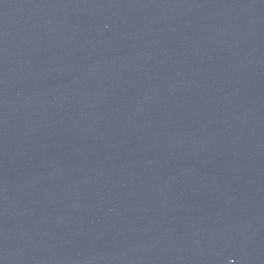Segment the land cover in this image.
Listing matches in <instances>:
<instances>
[{"label": "water", "instance_id": "95a60500", "mask_svg": "<svg viewBox=\"0 0 264 264\" xmlns=\"http://www.w3.org/2000/svg\"><path fill=\"white\" fill-rule=\"evenodd\" d=\"M0 264H264V0H0Z\"/></svg>", "mask_w": 264, "mask_h": 264}]
</instances>
